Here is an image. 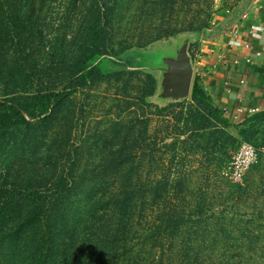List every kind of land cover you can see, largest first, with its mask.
Instances as JSON below:
<instances>
[{
    "label": "rangeland",
    "instance_id": "1",
    "mask_svg": "<svg viewBox=\"0 0 264 264\" xmlns=\"http://www.w3.org/2000/svg\"><path fill=\"white\" fill-rule=\"evenodd\" d=\"M254 1L6 0L0 11V31L6 28L0 40V102L13 97L32 103L25 92L4 95L12 90L2 79L11 66L17 64L19 71L33 76V90L45 96L63 88L58 78L62 62L76 60L93 44L132 73L86 89H67L49 124L5 128L0 177L5 172L48 185L77 169L75 177L85 172L93 178L92 198L116 187L124 193L133 187L131 173L149 169L146 186L154 189L162 177L165 187L159 204L149 197L142 216H108L102 214L105 206L100 203L81 218L91 198L76 199L80 207H70L71 221L67 220L72 232L59 237L60 248L74 237L69 262L62 264H102L112 250L132 253L152 236L158 249L156 264H264V123H245L244 115L226 111H221L223 119H216L194 107L191 97L158 104L154 98L159 73L143 68V53L157 46L172 49L173 42L188 33L201 36L221 29L230 16H242ZM13 19L20 20L22 31L18 25L9 28ZM100 21L104 34L92 40L87 32ZM192 44L196 49L197 43ZM151 91L148 100L154 105H147L144 98ZM244 143L256 148L258 159L236 180L232 161ZM25 213L34 215L27 208ZM30 223L9 225L13 240L21 231L18 258L32 256L37 247L36 221ZM83 247L89 254L82 256L85 249L78 250ZM121 259V264L130 263L128 256Z\"/></svg>",
    "mask_w": 264,
    "mask_h": 264
},
{
    "label": "trees",
    "instance_id": "2",
    "mask_svg": "<svg viewBox=\"0 0 264 264\" xmlns=\"http://www.w3.org/2000/svg\"><path fill=\"white\" fill-rule=\"evenodd\" d=\"M6 3V0H0V11L3 10ZM11 21H13V24L9 25V28L15 27L17 29L18 25V31H22L19 19H13ZM104 31L105 25L100 21L93 26L91 31L87 32V36H90L92 40H96L101 33L104 34ZM4 33H6V28L0 31V40H3L6 36ZM115 56L118 57L119 55L115 54ZM62 66H64V68L60 70L61 75L58 78H61V83L64 85L63 88L55 89L45 96H40L42 92L39 90H33L35 86L33 76L19 71L17 64L9 68L2 79L7 85L6 87L12 90L6 92L4 95L16 97L25 92L31 95V100L35 107L31 105L32 103H20L17 101V98L13 97H9L3 102H0V148L4 141L3 131L9 126L18 127L17 125H20V123L26 124L29 127H32L34 123L49 124L56 114L55 109L64 101L67 89H72V91L86 89L100 82L123 76L125 77L132 73L129 71L127 65L114 60L110 52L105 53L96 44H93V47L87 46L84 54L76 60L66 64L62 62ZM25 87H27L28 90H23ZM31 88L32 90L28 92ZM153 92L154 91H151L147 94V100L144 98L147 105H154L148 100L149 97H152ZM191 99L192 105L198 110H207L213 117L219 120L224 118L221 112L222 110L207 94L202 77L199 75H196L194 78ZM157 105L158 104H156L155 107L159 111L161 108L160 105ZM36 106L41 109L40 113L37 112ZM43 114L46 115L42 117ZM244 122L252 124L264 123V111L247 116ZM77 172V169H73L72 173L68 176L60 177L59 179L61 181L57 184L53 183L48 185L42 184L43 181L35 185L28 176L24 177L18 175L15 178H11L9 177L10 175H4L5 172L1 175L0 178H2L3 181L0 182V264H62L61 262H69L68 258L70 255H68V252L71 246H73L72 243L74 244V237L64 248L59 247V237L62 236L63 233H66L68 236L72 232L73 228L71 229L67 223V220L69 222L71 221V218L68 216L70 215V207L78 209L80 206H78L77 200L79 201L87 196L91 198L92 195L90 190L91 184L89 183L93 181V178L90 174L85 172L79 177H75ZM150 176L149 169H147V171L142 169L134 171L130 174L133 187H128L124 193H122L121 188H114L108 193L109 197L108 194H105L108 197L106 202L104 193L101 195H99V193L94 194L89 205L86 207H89V209L80 212L79 217H87L100 203H102V206H105L102 208V214L104 213L108 216L117 215L118 213L125 217L135 216L137 213H139L140 216L143 214L145 215V212H147V204L149 205L150 203L149 197H152L151 202L153 199L154 203L159 204V202H161L163 189H165L161 176L158 182L159 185H156L154 189H149L146 183L150 182ZM149 192L151 193L150 196ZM25 208L29 211H33L34 215L31 217L28 213L24 214ZM86 208H83V210ZM36 215H38L37 218ZM64 219L65 221L63 223ZM30 221V225L36 221L35 228L37 227L38 230L37 247L32 256L18 258L19 254H17L18 249H16V241L17 238L21 236V231H16L18 235L13 240L10 233L14 228L10 229L9 225L12 224V226H14V224H17V226L19 225V227H21L26 222L29 223ZM91 227L93 228V226ZM65 228L67 230L64 232ZM26 231L27 230H24L25 233ZM93 235L96 236V233ZM146 241V244H143L139 250H133L132 253L127 252L125 254L119 252V250H112L111 254L108 255L109 259L102 264H121L120 260H122V255L125 257L128 256V261H130V263L128 262L127 264H132V262L141 264L140 260L144 264H153V260H156L154 262V264H156L159 261H157L158 249L153 245V243H155L154 237L152 236L148 238V240L146 238ZM82 249H85L82 256L89 254V252H87L89 250L88 247H83L78 251Z\"/></svg>",
    "mask_w": 264,
    "mask_h": 264
},
{
    "label": "crops",
    "instance_id": "3",
    "mask_svg": "<svg viewBox=\"0 0 264 264\" xmlns=\"http://www.w3.org/2000/svg\"><path fill=\"white\" fill-rule=\"evenodd\" d=\"M229 20L199 36L191 55L195 76L202 77L213 102L229 115L246 118L264 111V0H255L246 13Z\"/></svg>",
    "mask_w": 264,
    "mask_h": 264
},
{
    "label": "water",
    "instance_id": "4",
    "mask_svg": "<svg viewBox=\"0 0 264 264\" xmlns=\"http://www.w3.org/2000/svg\"><path fill=\"white\" fill-rule=\"evenodd\" d=\"M198 34L188 33L178 37L172 49L159 46L152 52L143 53V68L159 73V83L154 100L161 105L182 102L191 97L195 78V67L190 52Z\"/></svg>",
    "mask_w": 264,
    "mask_h": 264
},
{
    "label": "built area",
    "instance_id": "5",
    "mask_svg": "<svg viewBox=\"0 0 264 264\" xmlns=\"http://www.w3.org/2000/svg\"><path fill=\"white\" fill-rule=\"evenodd\" d=\"M257 55H262V52H257ZM247 61H251L248 59ZM238 112L242 113L243 109L239 108ZM255 112V110H250ZM258 159V152L256 148L250 143H244L241 145L240 150L232 161V177L236 180H241L250 166Z\"/></svg>",
    "mask_w": 264,
    "mask_h": 264
}]
</instances>
